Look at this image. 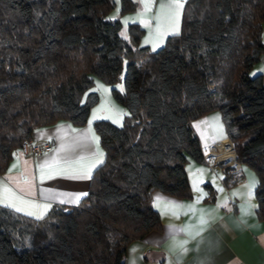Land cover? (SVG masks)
<instances>
[{
  "label": "trees",
  "instance_id": "1",
  "mask_svg": "<svg viewBox=\"0 0 264 264\" xmlns=\"http://www.w3.org/2000/svg\"><path fill=\"white\" fill-rule=\"evenodd\" d=\"M118 16L134 0H0V173L40 128L84 125L99 77L126 113L97 119L104 153L87 195L34 218L0 205V264H124L128 243L160 227L152 192L189 197V159L202 162L191 122L218 111L240 165L251 168L264 217V0H186L181 27L162 46ZM230 172L231 168L226 167ZM237 179V178H235ZM233 179V181H235Z\"/></svg>",
  "mask_w": 264,
  "mask_h": 264
},
{
  "label": "crops",
  "instance_id": "2",
  "mask_svg": "<svg viewBox=\"0 0 264 264\" xmlns=\"http://www.w3.org/2000/svg\"><path fill=\"white\" fill-rule=\"evenodd\" d=\"M136 1L149 11L130 22L143 28L142 45L152 47L153 42L159 48L168 35L179 33L186 0H181L178 18L177 9L169 7L173 0ZM148 28L150 36L144 40ZM262 33L264 40V22ZM251 71L260 74L264 84V54ZM93 107L84 125L59 121L33 132L32 141L49 140L52 148L34 156L14 153L0 173V205L38 218L53 205L78 204L85 195L76 202L77 194L88 192L91 175L104 160L92 125L97 119L90 118ZM191 126L202 151L226 138L218 111L193 120ZM219 150L226 151L222 146ZM185 170L191 195L152 192L160 227L128 243L124 264H264V217L256 214L255 172L245 165L234 172L226 167L213 172L203 160L192 159L185 162Z\"/></svg>",
  "mask_w": 264,
  "mask_h": 264
},
{
  "label": "rangeland",
  "instance_id": "3",
  "mask_svg": "<svg viewBox=\"0 0 264 264\" xmlns=\"http://www.w3.org/2000/svg\"><path fill=\"white\" fill-rule=\"evenodd\" d=\"M137 2L136 0H134ZM116 4L118 0H115ZM138 5V6H137ZM147 8V7H146ZM142 8L139 6V2L136 3L135 10L131 12L124 13L122 15L118 16L117 12V5L112 9V11L109 13V16L112 18L119 17L122 27L120 29V35L122 37H126V29L127 25L134 21L137 17H141L143 13L147 12L148 9ZM149 11L147 12V14ZM143 34V33H142ZM150 29H147V32L145 33L144 40L147 39L150 35ZM142 36V35H141ZM141 39V38H140ZM142 44V41L141 43ZM152 47H149L150 50L158 49L155 45H153V42L151 44ZM126 63L124 62L123 68L120 74V80L115 85H109L105 83L102 79L99 77H93L94 83L92 87L90 88V91L97 92L99 95V102L92 108L90 112V118L91 119H109L112 123L115 125H121L123 116L126 113V110L124 107L119 104L115 98L113 97L111 93L112 87L116 88L119 92H123V82L122 77L125 71ZM251 75H255L253 71L250 72ZM218 167H215V171L218 170Z\"/></svg>",
  "mask_w": 264,
  "mask_h": 264
},
{
  "label": "built area",
  "instance_id": "4",
  "mask_svg": "<svg viewBox=\"0 0 264 264\" xmlns=\"http://www.w3.org/2000/svg\"><path fill=\"white\" fill-rule=\"evenodd\" d=\"M220 146L226 151L219 153ZM52 148V142L49 140L25 141L20 150L22 154L28 156L38 155L43 152H48ZM220 154H222L220 156ZM202 160L206 163L211 171H215V167H229L231 172L239 170V163L236 158L235 149L231 140L226 137L213 143L205 151H202ZM69 209V208H68Z\"/></svg>",
  "mask_w": 264,
  "mask_h": 264
},
{
  "label": "snow or ice",
  "instance_id": "5",
  "mask_svg": "<svg viewBox=\"0 0 264 264\" xmlns=\"http://www.w3.org/2000/svg\"><path fill=\"white\" fill-rule=\"evenodd\" d=\"M182 6H183V5H182V3H181V0H173V3L169 5V7H174L175 9H177V12H176V16H177V18H178V16H179V9L182 8ZM13 167H15V165H13ZM41 178H42V179L44 178L43 175H42ZM82 195H87V193L77 194V196H76V202L79 201L80 196H82ZM9 206H11V207H15L14 205H9ZM44 207H45V209H46L48 206L45 205ZM16 210H17V211H23V209H21V208H18V209H16ZM29 215H35V213H29ZM42 215H43V213H41V217H38V218H42Z\"/></svg>",
  "mask_w": 264,
  "mask_h": 264
},
{
  "label": "bare ground",
  "instance_id": "6",
  "mask_svg": "<svg viewBox=\"0 0 264 264\" xmlns=\"http://www.w3.org/2000/svg\"><path fill=\"white\" fill-rule=\"evenodd\" d=\"M219 153H221V151H219ZM221 156V155H220Z\"/></svg>",
  "mask_w": 264,
  "mask_h": 264
}]
</instances>
